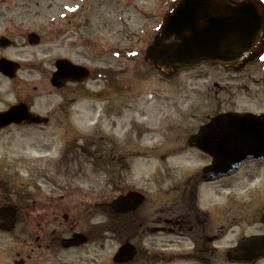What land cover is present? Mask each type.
Instances as JSON below:
<instances>
[{"label":"rangeland","instance_id":"1","mask_svg":"<svg viewBox=\"0 0 264 264\" xmlns=\"http://www.w3.org/2000/svg\"><path fill=\"white\" fill-rule=\"evenodd\" d=\"M171 2L0 0V38L15 42L0 47V57L22 63L15 79L0 74V110L21 99L32 101L42 115L56 112L47 126H13L0 133V205L18 210L15 231H0V264L20 258L26 264H115L113 257L127 240L140 253L130 264H200L198 258L229 264L227 249L264 233V163L202 184L197 205L207 214L188 230L147 231L159 219L166 193L210 163L186 145L206 115L227 107L264 110L262 100L246 96L242 74L201 65L165 76L146 61ZM31 32L42 37L39 46L29 45ZM116 47L133 52L135 60L115 55ZM58 58L87 66L92 74L112 70L107 74L113 80L92 76L54 90L50 79ZM215 84L228 89L220 92ZM100 91L104 95L97 100ZM129 190L144 193L147 202L120 218L110 204ZM195 224L215 237L212 244L185 235H195L190 229ZM120 225L123 230L115 232ZM74 232L85 233L89 243L64 251L54 241ZM146 251L155 255L148 258Z\"/></svg>","mask_w":264,"mask_h":264},{"label":"water","instance_id":"2","mask_svg":"<svg viewBox=\"0 0 264 264\" xmlns=\"http://www.w3.org/2000/svg\"><path fill=\"white\" fill-rule=\"evenodd\" d=\"M175 41L167 45L166 42ZM264 38V10L258 3L249 2L232 6L225 0H183L180 6L170 14L155 43L147 51V59L164 71L182 66H195L201 62L232 66L251 55ZM32 45L40 43L36 34L29 36ZM11 42L2 38L1 47ZM58 71L52 78L56 88H62L67 81L81 82L89 76L83 67L72 65L67 60H58ZM20 65L7 59H0V72L13 78ZM220 119V118H219ZM215 120L207 128L211 130L221 120ZM40 117H30L25 105H18L6 113H0V129L11 123H43ZM223 122V120H222ZM250 133V135L248 134ZM204 153L213 157V166L208 176L212 180L234 175L249 162L264 160V131L254 135L251 128L247 132L238 122H231L213 138L204 130L190 141ZM145 197L130 192L111 203L117 214H128L137 210ZM0 230L11 232L16 225V210L13 207L0 208ZM264 222V216H263ZM88 242L83 234H74L62 241L64 249L80 247ZM136 248L126 242L116 253L115 263L133 261ZM231 262L253 264L264 258V236L242 239L228 255ZM17 264H23L19 262Z\"/></svg>","mask_w":264,"mask_h":264},{"label":"flooded vegetation","instance_id":"3","mask_svg":"<svg viewBox=\"0 0 264 264\" xmlns=\"http://www.w3.org/2000/svg\"><path fill=\"white\" fill-rule=\"evenodd\" d=\"M243 0H229V2L233 5H239L242 3ZM264 54V48H262L261 50L257 51L253 56H251L250 58L246 59L245 61H243L242 63H240V67H241V72L240 74H242L244 77V79H242V75L240 77V80L244 81V88L243 90L245 91L246 96L252 100H259L262 103H264V64H259V59L262 57L261 55ZM263 68V69H261ZM259 69L263 70V74L260 76V72L258 73ZM258 70V71H257ZM234 80V79H233ZM72 84V83H70ZM74 85V84H72ZM216 87H219V89H221L220 92H225L228 88H225L224 86L220 85L218 86L217 84H215ZM255 88V90L253 89V87ZM253 92V93H252ZM17 103H25L27 104L30 109L32 110L34 108V105L32 103V101H28V100H18ZM71 105H69L70 107ZM66 108V106H65ZM65 108H63V110H65ZM228 108V107H227ZM222 109L221 111L218 112H214V115L212 114H207L206 118L204 121L201 122V124L198 126V131H200V129L202 127H204L206 124L210 123V121L219 116V115H223V114H238L239 116H241V118L243 117V125L245 127L251 128V133L254 135L258 130H260V132L264 131V110H259L258 112H255L253 110H239L235 107L228 108V109ZM67 111V110H66ZM50 117V120L55 118V113H52L51 115H48ZM259 117V118H257ZM208 133H210V137L213 138L214 133H212V131H209ZM248 134L250 135V133L248 132ZM256 163H264L263 161L260 162H256ZM256 163H251V164H247L243 167V169H245L248 166H251L253 164ZM200 180H203L205 182H209L206 175H202V177L196 182V183H192V188L193 190H189L188 188H182L179 189L178 191H181L180 196H176L175 197V204L177 206V208H179L178 212H175L171 210V207H169V205H165L166 210H161L160 212V217L157 220H152L153 224H160V227H153L150 228L147 227V231L149 232V230L152 231H166L167 226L168 227H175L177 228V230H180V232L185 231L186 229L188 230V224L192 223V214L191 212L186 209L184 210V206L188 205L190 208H193L195 206V202L197 200V187L198 184L200 182ZM223 180V179H221ZM193 191V194H192ZM195 191V193H194ZM188 199V200H187ZM187 200V201H185ZM169 203H172V199L169 200ZM194 204V205H193ZM195 217H193L194 219ZM153 219V218H152ZM151 220H149L148 222H150ZM198 222H201L200 220ZM203 226V225H202ZM200 227H197L196 225H194V227L190 228L193 231V236H195L196 238L199 237L200 240H208L209 242H212L214 240V236H209L208 234L205 233L204 231V227L201 228V231L199 229ZM178 232V231H177ZM201 232V233H199ZM187 233H185L186 235ZM56 232L52 233V236H55ZM54 238V241H57L58 243L60 242V238ZM203 238V239H202ZM218 238V237H217ZM41 238L39 237V240ZM51 245L46 246L47 249H50ZM43 249L42 245L38 246V250ZM209 252H211L212 255L215 254V252L213 253V250L210 249L208 250ZM217 253V252H216ZM18 257H20V255H18ZM31 259V258H30ZM29 259V260H30ZM209 259V258H208Z\"/></svg>","mask_w":264,"mask_h":264},{"label":"trees","instance_id":"4","mask_svg":"<svg viewBox=\"0 0 264 264\" xmlns=\"http://www.w3.org/2000/svg\"><path fill=\"white\" fill-rule=\"evenodd\" d=\"M118 217H120V218H126L127 216H118ZM122 226H123V225L115 226V227H114V228H115V232L120 233V231L123 230V229H122Z\"/></svg>","mask_w":264,"mask_h":264}]
</instances>
